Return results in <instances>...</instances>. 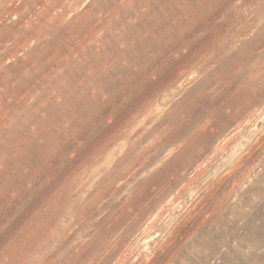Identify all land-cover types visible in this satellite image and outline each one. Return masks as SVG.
Returning <instances> with one entry per match:
<instances>
[{"label": "rangeland", "instance_id": "1", "mask_svg": "<svg viewBox=\"0 0 264 264\" xmlns=\"http://www.w3.org/2000/svg\"><path fill=\"white\" fill-rule=\"evenodd\" d=\"M0 264H264V0H0Z\"/></svg>", "mask_w": 264, "mask_h": 264}]
</instances>
